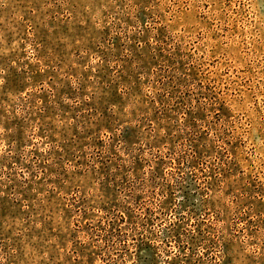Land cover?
Instances as JSON below:
<instances>
[{"label": "rangeland", "instance_id": "1", "mask_svg": "<svg viewBox=\"0 0 264 264\" xmlns=\"http://www.w3.org/2000/svg\"><path fill=\"white\" fill-rule=\"evenodd\" d=\"M0 264H264V0H0Z\"/></svg>", "mask_w": 264, "mask_h": 264}]
</instances>
